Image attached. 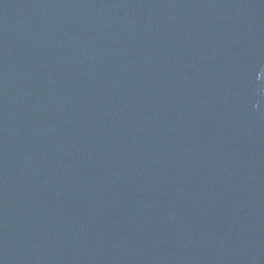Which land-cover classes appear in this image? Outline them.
Masks as SVG:
<instances>
[{"label": "water", "instance_id": "obj_1", "mask_svg": "<svg viewBox=\"0 0 264 264\" xmlns=\"http://www.w3.org/2000/svg\"><path fill=\"white\" fill-rule=\"evenodd\" d=\"M0 264H264V0H0Z\"/></svg>", "mask_w": 264, "mask_h": 264}]
</instances>
